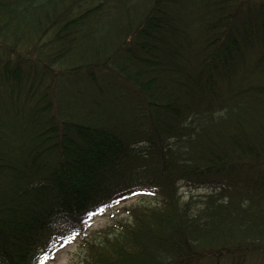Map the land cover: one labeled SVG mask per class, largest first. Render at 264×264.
Masks as SVG:
<instances>
[{
  "label": "trees",
  "instance_id": "16d2710c",
  "mask_svg": "<svg viewBox=\"0 0 264 264\" xmlns=\"http://www.w3.org/2000/svg\"><path fill=\"white\" fill-rule=\"evenodd\" d=\"M146 194L83 264L264 257V0H0V264Z\"/></svg>",
  "mask_w": 264,
  "mask_h": 264
},
{
  "label": "rangeland",
  "instance_id": "374dc122",
  "mask_svg": "<svg viewBox=\"0 0 264 264\" xmlns=\"http://www.w3.org/2000/svg\"><path fill=\"white\" fill-rule=\"evenodd\" d=\"M45 60L42 61V65ZM40 68V67H39ZM46 83V82H45ZM51 91V95H52ZM81 106V103H79ZM55 103H52V110H55ZM76 109V107H75ZM137 145L136 147H138ZM211 191L206 188L193 189L186 184H182L179 193L183 200H187L194 196L199 198L204 195H208ZM150 195H141L129 199L123 203L117 204L112 208L103 211L101 214L91 218L86 224V232L83 237L82 234L76 233L75 237L72 235L71 238L66 241H59L54 245L52 251L44 258L42 264H83L85 258V249L83 248L84 240L92 241L96 239L97 242L101 241V232L111 226L118 224L120 221H130V216L127 212L128 209H133L136 206L146 205H158L159 198ZM151 203V204H150ZM251 264H264V257L255 258Z\"/></svg>",
  "mask_w": 264,
  "mask_h": 264
}]
</instances>
